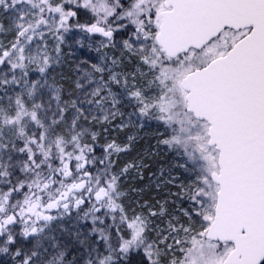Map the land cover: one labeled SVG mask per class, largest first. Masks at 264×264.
Returning a JSON list of instances; mask_svg holds the SVG:
<instances>
[{
	"label": "snow or ice",
	"instance_id": "6c2138e0",
	"mask_svg": "<svg viewBox=\"0 0 264 264\" xmlns=\"http://www.w3.org/2000/svg\"><path fill=\"white\" fill-rule=\"evenodd\" d=\"M0 264H264V0H0Z\"/></svg>",
	"mask_w": 264,
	"mask_h": 264
}]
</instances>
